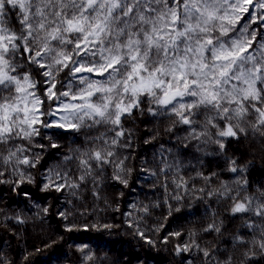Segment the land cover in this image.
I'll use <instances>...</instances> for the list:
<instances>
[{"label": "snow or ice", "instance_id": "6c2138e0", "mask_svg": "<svg viewBox=\"0 0 264 264\" xmlns=\"http://www.w3.org/2000/svg\"><path fill=\"white\" fill-rule=\"evenodd\" d=\"M145 103L146 109L141 107ZM134 109L140 115L145 111L175 115L174 123L189 126L187 139L204 136L207 143L209 129H216L217 138L211 142L221 150L222 140L239 143L246 130L264 135V0H0V177L5 171L15 177L0 183L15 188L34 182L30 173L42 157L32 150L33 140L43 138L41 129L51 128L77 135L84 132L85 143L93 147L72 149L63 157V169L60 165L46 168L42 191L77 189L85 181L97 185L96 173L105 166L126 176L130 169L123 167V161L130 158L122 160L109 149L131 147L132 130L123 127L121 117L134 119ZM198 115L204 117L202 123ZM98 126L105 131L91 135ZM197 126L203 132H197ZM35 147L45 150L44 145ZM48 147L60 145L49 138ZM164 151L170 150L162 148L161 154ZM73 160L76 172L82 173L75 182L72 169L66 167ZM160 163L161 175L173 167L179 171L178 164L164 159ZM21 165L27 166L25 171H20ZM111 179L128 183L119 174ZM172 183L177 190L187 187L183 179ZM168 195L182 199L179 192ZM168 211L171 214L173 209L169 206ZM231 212H251L264 220V200L255 203L244 198ZM59 215L67 219L68 214ZM246 226L257 228L260 237L248 242L244 255H255L253 248L264 253V225L246 222ZM112 227L101 225L100 230ZM129 227L147 240L137 225ZM205 231L219 232L220 222L214 221ZM234 242L244 243V239L237 236ZM84 258L91 257L85 254ZM223 264H231V258Z\"/></svg>", "mask_w": 264, "mask_h": 264}, {"label": "trees", "instance_id": "16d2710c", "mask_svg": "<svg viewBox=\"0 0 264 264\" xmlns=\"http://www.w3.org/2000/svg\"><path fill=\"white\" fill-rule=\"evenodd\" d=\"M259 14L257 9L256 15ZM11 22L15 24L14 15ZM28 74L40 78L31 70ZM62 78L63 74L57 77V89ZM148 106L141 105L145 109ZM40 111H44L43 105ZM133 117H121L123 127L132 130L131 147L109 149L122 160L130 158L123 161V167L130 169L128 174L105 166L102 173H96L99 184L85 181L77 189L61 192L41 190L45 169L54 165L63 169V157L72 149L83 151L93 145L85 143L84 132L77 135L58 128L41 129L43 138L33 140L32 150L42 157L30 173L34 182L15 188L11 183H0V260L4 264H223L231 258V264H264V253L258 249H252L255 255H244L250 247L248 242L260 237L258 229L247 227L246 222L264 225V220L251 212H231L235 203L244 202V198L255 199V203L264 200L260 196L264 193V135L246 130L239 143L232 138L222 140L225 147L221 150L211 142L217 138L216 129H209V142L204 143V136L199 140L187 139L189 126L174 123L175 115H152L147 111L140 115L134 109ZM196 119L202 123L204 117L198 115ZM104 131L98 126L90 134ZM196 131L203 129L197 126ZM49 138L60 147H48ZM37 144L44 145L45 150L41 152L35 147ZM162 148L170 151L161 154ZM162 159L178 164V173L173 167L171 172L166 170L161 175ZM66 167L72 169L75 182V176L82 174L76 172L75 160ZM232 167L246 171L232 172ZM26 168L21 165L20 171ZM113 174L121 175L128 183L112 180ZM0 179L12 181L15 177L5 171ZM174 179H183L187 187L175 189ZM245 180L246 184L237 183ZM24 192L29 195L26 197ZM177 192L182 196L179 201L168 195ZM208 192L213 195H207ZM169 206L173 209L171 214ZM61 211L68 214L67 219L59 215ZM214 221L220 222V231H205ZM130 224L137 225L154 243L137 236ZM101 225L113 227L100 230ZM68 226L73 230L68 231ZM237 236L243 237L244 243H235ZM185 246L188 251L181 250ZM27 254L30 255L25 260ZM85 254L91 258L85 260Z\"/></svg>", "mask_w": 264, "mask_h": 264}, {"label": "rangeland", "instance_id": "374dc122", "mask_svg": "<svg viewBox=\"0 0 264 264\" xmlns=\"http://www.w3.org/2000/svg\"><path fill=\"white\" fill-rule=\"evenodd\" d=\"M250 10H251V8H250ZM244 16L246 17L247 16V13H245Z\"/></svg>", "mask_w": 264, "mask_h": 264}]
</instances>
